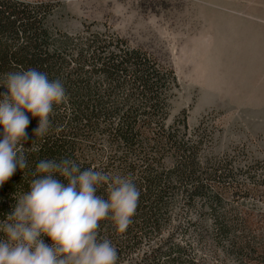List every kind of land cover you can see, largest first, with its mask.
I'll use <instances>...</instances> for the list:
<instances>
[{
	"label": "trees",
	"instance_id": "1",
	"mask_svg": "<svg viewBox=\"0 0 264 264\" xmlns=\"http://www.w3.org/2000/svg\"><path fill=\"white\" fill-rule=\"evenodd\" d=\"M61 5L0 0V84L34 68L59 79L67 96L43 137L26 113L27 166L0 187V219L29 190L40 160L70 158L82 170L130 176L140 191L123 232L99 222L116 264H264V213H254L264 202V161L206 152L209 136L189 129L184 112L168 123L174 72L105 27L59 29ZM97 194L106 198L104 185Z\"/></svg>",
	"mask_w": 264,
	"mask_h": 264
},
{
	"label": "rangeland",
	"instance_id": "2",
	"mask_svg": "<svg viewBox=\"0 0 264 264\" xmlns=\"http://www.w3.org/2000/svg\"><path fill=\"white\" fill-rule=\"evenodd\" d=\"M25 1H59L63 31L93 24L147 51L176 77L168 123L184 112L206 152L264 161V0Z\"/></svg>",
	"mask_w": 264,
	"mask_h": 264
},
{
	"label": "clouds",
	"instance_id": "3",
	"mask_svg": "<svg viewBox=\"0 0 264 264\" xmlns=\"http://www.w3.org/2000/svg\"><path fill=\"white\" fill-rule=\"evenodd\" d=\"M0 86V187L26 164L29 116L33 135L45 136L50 114L67 96L59 79L34 68L7 73ZM29 190L0 219V264H116L118 253L98 238L99 222L111 219L123 232L135 214L140 191L130 176L81 169L70 158L42 159ZM104 185L106 198L98 193ZM47 238V239H45Z\"/></svg>",
	"mask_w": 264,
	"mask_h": 264
}]
</instances>
